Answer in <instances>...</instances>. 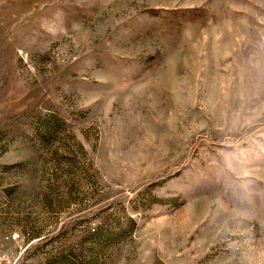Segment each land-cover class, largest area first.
I'll use <instances>...</instances> for the list:
<instances>
[{"label":"rangeland","instance_id":"374dc122","mask_svg":"<svg viewBox=\"0 0 264 264\" xmlns=\"http://www.w3.org/2000/svg\"><path fill=\"white\" fill-rule=\"evenodd\" d=\"M0 264H264V0H0Z\"/></svg>","mask_w":264,"mask_h":264},{"label":"built area","instance_id":"2783aa9c","mask_svg":"<svg viewBox=\"0 0 264 264\" xmlns=\"http://www.w3.org/2000/svg\"><path fill=\"white\" fill-rule=\"evenodd\" d=\"M11 237H12V239H15L16 238L15 235H12Z\"/></svg>","mask_w":264,"mask_h":264}]
</instances>
